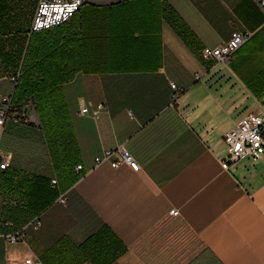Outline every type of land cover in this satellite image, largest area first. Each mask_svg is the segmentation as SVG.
I'll use <instances>...</instances> for the list:
<instances>
[{
	"label": "crops",
	"instance_id": "crops-1",
	"mask_svg": "<svg viewBox=\"0 0 264 264\" xmlns=\"http://www.w3.org/2000/svg\"><path fill=\"white\" fill-rule=\"evenodd\" d=\"M37 1L0 0V106L13 96ZM72 24L62 140L31 99L0 126V157L10 158L0 169V264H264V154L222 167L225 134L264 110L258 0H84ZM234 31L250 37L227 65L203 57ZM171 83L185 89L172 106ZM120 149L139 171L96 163L107 151L120 160ZM37 216L23 241L1 237Z\"/></svg>",
	"mask_w": 264,
	"mask_h": 264
},
{
	"label": "built area",
	"instance_id": "built-area-1",
	"mask_svg": "<svg viewBox=\"0 0 264 264\" xmlns=\"http://www.w3.org/2000/svg\"><path fill=\"white\" fill-rule=\"evenodd\" d=\"M262 10L264 11V0H258ZM84 0H38L35 8L33 21L31 25V32H41L49 30L53 27L60 26L69 22L81 9ZM250 33L243 31H234L231 34L230 39L222 46L216 48L204 47L202 50L203 57L207 60L214 61L227 65L231 60L234 53L240 49L249 39ZM19 73L15 74L11 79L15 83L19 77ZM200 75H196V79H200ZM171 106L175 104L178 96L183 94L184 88L171 83ZM12 110V102L9 99L4 101V104L0 106V126H3ZM88 110L83 109L82 113H86ZM224 140L228 148V157L222 161V167L227 169L234 162L249 158L253 161H259L264 154V110L248 113L236 125L229 130ZM121 159L113 158V151H107L103 157L96 159V163H102L109 161L111 166L116 168L121 163H125L130 166L134 171L140 170V165L133 159V157L125 149L119 151ZM10 166V158L0 157V169H6ZM80 172L81 165L76 167ZM53 184L57 181L53 180ZM59 202L65 204L66 196L60 195ZM171 215L178 216L179 211L173 209ZM42 225V221L39 216L35 217L27 225L15 232H9L1 235V237L10 243H17L24 240V235L28 229L37 231ZM31 264H43L37 260Z\"/></svg>",
	"mask_w": 264,
	"mask_h": 264
},
{
	"label": "trees",
	"instance_id": "trees-1",
	"mask_svg": "<svg viewBox=\"0 0 264 264\" xmlns=\"http://www.w3.org/2000/svg\"><path fill=\"white\" fill-rule=\"evenodd\" d=\"M74 17L49 30L32 32L11 98L12 105L33 100L44 129L57 143L70 125L61 86L72 79L77 69Z\"/></svg>",
	"mask_w": 264,
	"mask_h": 264
},
{
	"label": "rangeland",
	"instance_id": "rangeland-1",
	"mask_svg": "<svg viewBox=\"0 0 264 264\" xmlns=\"http://www.w3.org/2000/svg\"><path fill=\"white\" fill-rule=\"evenodd\" d=\"M102 0H85V2H90V3H97L101 2Z\"/></svg>",
	"mask_w": 264,
	"mask_h": 264
}]
</instances>
